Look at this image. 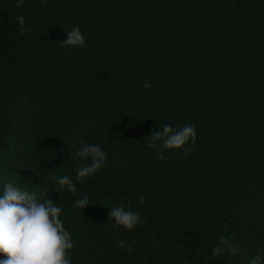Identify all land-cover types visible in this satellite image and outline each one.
<instances>
[{
    "label": "trees",
    "instance_id": "trees-1",
    "mask_svg": "<svg viewBox=\"0 0 264 264\" xmlns=\"http://www.w3.org/2000/svg\"><path fill=\"white\" fill-rule=\"evenodd\" d=\"M77 25L86 47H65ZM166 123L195 125L190 153L156 158ZM82 143L105 166L59 193ZM9 181L63 209L71 264H206L221 237L243 253L210 264L264 254V0H0V192ZM129 202L132 232L109 220Z\"/></svg>",
    "mask_w": 264,
    "mask_h": 264
},
{
    "label": "clouds",
    "instance_id": "clouds-1",
    "mask_svg": "<svg viewBox=\"0 0 264 264\" xmlns=\"http://www.w3.org/2000/svg\"><path fill=\"white\" fill-rule=\"evenodd\" d=\"M24 0H16V7L20 8ZM17 26L25 30V18L17 17ZM67 39L62 42L65 47L84 48L86 37L77 25L65 32ZM143 87L150 88L145 82ZM147 145L156 150V158L165 160L171 157L172 150H181L187 155L196 144L197 131L193 124L174 127L164 124L158 131H152L148 136ZM167 152V156L165 153ZM107 153L100 144L82 143L76 152V175L74 180L67 175L53 176L56 191L77 193V182L91 177L105 166ZM43 184V183H42ZM41 184V185H42ZM0 192V264H71L69 251L75 249L76 244L64 222L60 219L63 209L48 198L49 191H32L21 188L18 183L11 181L2 184ZM146 197H141V202ZM89 197L83 195L76 199L75 206L80 210L89 205ZM110 219L114 227L123 228L128 232L134 231L144 223L139 210H133L132 204L119 205L110 208ZM126 240L120 241V246L126 247L131 254L134 251ZM243 250L235 243L234 237H221L218 245L213 247L206 264L212 260H219L224 255L238 257ZM247 264H264V254L256 253L248 258Z\"/></svg>",
    "mask_w": 264,
    "mask_h": 264
}]
</instances>
